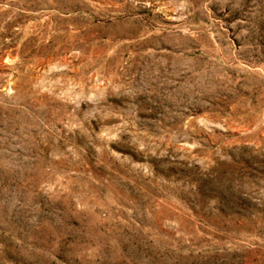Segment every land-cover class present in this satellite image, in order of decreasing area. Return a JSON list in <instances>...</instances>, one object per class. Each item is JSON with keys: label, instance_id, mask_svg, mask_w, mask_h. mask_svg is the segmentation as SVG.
I'll use <instances>...</instances> for the list:
<instances>
[{"label": "rangeland", "instance_id": "rangeland-1", "mask_svg": "<svg viewBox=\"0 0 264 264\" xmlns=\"http://www.w3.org/2000/svg\"><path fill=\"white\" fill-rule=\"evenodd\" d=\"M0 264H264V0H0Z\"/></svg>", "mask_w": 264, "mask_h": 264}]
</instances>
